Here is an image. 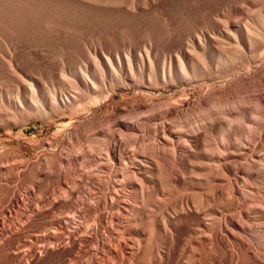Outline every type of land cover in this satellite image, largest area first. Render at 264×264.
Segmentation results:
<instances>
[{
	"label": "bare ground",
	"instance_id": "1",
	"mask_svg": "<svg viewBox=\"0 0 264 264\" xmlns=\"http://www.w3.org/2000/svg\"><path fill=\"white\" fill-rule=\"evenodd\" d=\"M152 1L0 0V52L9 54L13 72L17 23L45 32L51 44L40 41L34 48L49 51L65 27L63 18L80 17L75 7L135 8ZM229 5L236 12L257 11L244 21L228 16L212 32L224 46L211 59L225 76L218 88L205 85L193 117L169 119L181 106L172 103L124 118L83 120L80 135L71 134L78 144L74 153L50 151L14 165L46 180L48 190L31 199L9 188L14 177L0 169L7 191L0 206V264H264V121L257 116L264 113V0ZM205 37L201 31L197 42L168 52L150 40L137 49L93 48L79 53L61 76L88 91L104 80L103 71L126 74L134 83L144 72L149 81L157 72L164 82L177 77L197 83L194 75L209 64ZM246 53L248 63L237 66ZM237 91L249 92L254 107L234 99ZM109 97L90 100L101 105ZM71 98H61L64 107L76 96ZM236 122L252 126L239 132ZM138 132L148 133V141Z\"/></svg>",
	"mask_w": 264,
	"mask_h": 264
},
{
	"label": "rangeland",
	"instance_id": "2",
	"mask_svg": "<svg viewBox=\"0 0 264 264\" xmlns=\"http://www.w3.org/2000/svg\"><path fill=\"white\" fill-rule=\"evenodd\" d=\"M230 1L153 0L149 5L142 4L135 8L96 6L87 9L78 6L75 9L80 12V17L63 18L62 25L65 27L56 32V46H49V51L34 48L40 41L46 45L51 44L45 38V32L26 30L20 26V22L17 23L15 38L18 43L12 52L15 71L10 72L7 69L6 60L9 59V54L0 52V169L14 177L8 183L9 188H16L28 199L45 193L48 184L42 176L34 174L33 177L31 171L23 173L13 168L14 165L44 158L50 151L60 150L62 156L65 153H74L78 144L71 134L75 132L76 136L80 135V131L76 129L83 120L124 118L131 112L149 110L151 104L172 103H179L181 106L169 112V119L187 120L193 117L197 112L196 108H199L198 99L205 91V85L218 88L225 76V70L215 68L211 59L224 46L222 39L212 32L219 30L228 16L244 21L250 13L257 11V8L251 7L248 11L236 12L229 5ZM71 8L67 4V9ZM201 31L206 34L204 41L210 45L204 49L209 64L194 75L197 83L189 84V81L177 77L164 82L157 72L153 73L150 81L146 72L139 74L138 81L134 83L126 74L109 75L103 71L101 75L104 80L97 83L96 90L88 91L79 83L74 87L68 86L61 76L63 68L68 67L69 63L77 62L79 53L93 48L100 51H122L131 45L137 49L150 40L160 50L168 52L178 48L186 49L192 41L197 42L196 35ZM70 38H74L75 43ZM233 47L235 46L231 45L228 48L233 51ZM249 57L250 54H244L237 59L236 65H246ZM29 78H33L35 91L29 84ZM107 93L110 97L106 102L101 105L91 103V97H100ZM248 93L237 91L234 99L239 97V101L245 98L244 102H254V98ZM74 95L76 99L64 107L61 98L68 96L72 99ZM256 108L260 106L256 105ZM76 114L79 116L72 119ZM263 115L264 113L257 116L264 121ZM153 122L159 124L160 119ZM235 124L240 128L237 129L239 132L252 126L249 123L247 126L244 123ZM147 134L137 133L139 137L145 136L148 141ZM237 136L235 135L238 139ZM70 137L73 140H69ZM156 139H159V135ZM238 142L241 141L238 139ZM260 148L258 144L256 150L263 152ZM36 182L38 186L34 185ZM6 193L0 186V206L4 204L2 198ZM178 228L182 229L183 226L179 225ZM261 235L259 233L257 236ZM244 262L250 264L249 260L245 259Z\"/></svg>",
	"mask_w": 264,
	"mask_h": 264
}]
</instances>
